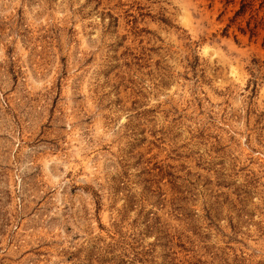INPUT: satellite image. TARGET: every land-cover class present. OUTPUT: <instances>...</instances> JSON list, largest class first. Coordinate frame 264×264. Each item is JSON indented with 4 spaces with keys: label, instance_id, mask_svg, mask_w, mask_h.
<instances>
[{
    "label": "rangeland",
    "instance_id": "1",
    "mask_svg": "<svg viewBox=\"0 0 264 264\" xmlns=\"http://www.w3.org/2000/svg\"><path fill=\"white\" fill-rule=\"evenodd\" d=\"M239 5L0 0V264H264Z\"/></svg>",
    "mask_w": 264,
    "mask_h": 264
},
{
    "label": "trees",
    "instance_id": "2",
    "mask_svg": "<svg viewBox=\"0 0 264 264\" xmlns=\"http://www.w3.org/2000/svg\"><path fill=\"white\" fill-rule=\"evenodd\" d=\"M253 1L254 0H240L239 8L234 13L235 18L237 16L245 14L247 10H250V15L245 22L246 27H238V30L242 34H248L249 39H252L259 34V28L264 29V0H260L258 2V6L255 10L249 9L251 8ZM259 10H263L261 16H258ZM226 27H228V25ZM262 45H264V36L262 40Z\"/></svg>",
    "mask_w": 264,
    "mask_h": 264
}]
</instances>
